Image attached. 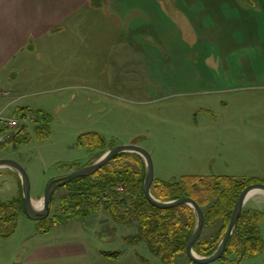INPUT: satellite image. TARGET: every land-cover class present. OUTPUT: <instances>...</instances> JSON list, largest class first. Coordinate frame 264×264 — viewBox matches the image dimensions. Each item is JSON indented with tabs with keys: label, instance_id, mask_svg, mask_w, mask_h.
Wrapping results in <instances>:
<instances>
[{
	"label": "rangeland",
	"instance_id": "1",
	"mask_svg": "<svg viewBox=\"0 0 264 264\" xmlns=\"http://www.w3.org/2000/svg\"><path fill=\"white\" fill-rule=\"evenodd\" d=\"M242 1L249 3L247 7L256 5L257 13L251 17L258 18V0ZM238 12L242 17V11ZM220 34H214L215 42L206 39L199 42L195 47L199 57L193 59L192 64L191 59L189 63L181 60L180 72L168 67L164 73L149 76L142 70L133 73L130 57L110 56L109 50L101 57L88 51L81 58L70 59H50L45 52H37V57L24 66L16 79V85L18 82V87L25 90L11 89L8 95L3 94L0 111L7 117L19 116L17 110L21 106H27V111L43 112L49 116L50 135L38 137L36 122L28 119V140L18 146L8 144L0 150V158L12 159L26 169L32 198L39 204L50 181L93 161L94 154L77 144L78 137L88 131L101 133L108 144L114 146L135 143L146 149L152 157L156 179L179 180L185 175L263 178L264 123L258 122V110L264 114V106L260 104L264 86L258 88V74L253 72L258 69V44L249 41L254 39V32L246 37V41L227 43L221 40ZM221 45H225L226 50L233 46L244 52L240 59L238 52L230 60L223 59L230 63L232 72L225 73L222 67L214 74L202 72L206 49L214 50L216 62L224 65ZM254 46L257 51L253 50ZM186 53H190L189 50ZM146 60L152 65L153 58ZM163 60L170 63L172 59L164 57ZM136 62L142 65L143 61L135 58V67ZM195 69H198L197 73ZM260 91L262 95H258ZM114 164L120 168H140L138 162L131 160L120 159ZM13 181L18 180L12 170L0 167L2 201L15 199ZM64 192L66 188L61 186L55 193L54 209L59 207L57 199ZM259 205L264 212L263 205ZM70 219H77L73 224L86 227L88 231L94 232L98 226V222L95 225L88 223L89 217ZM43 225L48 222L31 219L20 212L14 231L8 236L0 234V264L23 241H36L37 228ZM107 225L112 226L104 223L101 227ZM130 226L132 232L134 225ZM203 229L201 238L204 240L217 230V224ZM9 230L0 222V232ZM118 231L116 236H108L104 231L97 245L112 252L127 249L132 255L150 259L151 264H163L146 243L129 245L120 238L123 229ZM260 233L264 240V213ZM229 258H235V255ZM174 264L191 262L186 255L179 254ZM205 264H264V247L260 254L244 257L238 263L219 259Z\"/></svg>",
	"mask_w": 264,
	"mask_h": 264
},
{
	"label": "crops",
	"instance_id": "2",
	"mask_svg": "<svg viewBox=\"0 0 264 264\" xmlns=\"http://www.w3.org/2000/svg\"><path fill=\"white\" fill-rule=\"evenodd\" d=\"M248 5L242 0H0V97L11 89L25 90L18 87V82L16 85V79L24 66L37 57V52H45L50 59H70L81 58L88 51L101 57L109 50L110 56L130 57L133 73L142 70L148 76L157 75L168 67L178 73L181 60L189 63L191 59L192 64L199 57L196 45L203 39L215 42L216 32L222 33L220 38L225 43L246 41L254 32V39L249 41L258 44V69L253 72L258 74L259 88L264 86V0H258V18L251 17L257 13L256 5ZM238 10L242 11V17ZM221 47L224 65L216 62L214 50L206 49L202 72L214 74L221 67L225 73L232 72L230 63L223 59L230 60L237 52L240 59L244 52L233 46L230 50L225 45ZM148 57L153 58L152 65L145 61ZM164 57L172 60L166 63ZM135 58L143 61L142 65L136 62L135 67ZM195 70L197 73L198 69ZM260 104L264 106V98ZM263 118L264 114L258 110V122L262 125ZM12 172L18 180L13 181L17 198L21 180ZM249 203L252 204L248 206ZM259 204L264 207V191L252 192L244 209L262 211ZM96 213L88 216L91 219L88 223L98 222L94 232L73 224L77 219L57 217L58 223L48 230L37 228L36 241H23L13 253L8 251L9 257L3 264H151L150 259L132 255L127 249L117 250V257L104 255L106 250L97 245L104 231L108 236H116L122 228L120 238L133 245L127 239L136 229L130 232V225L118 223L106 212ZM104 223L112 226L103 228Z\"/></svg>",
	"mask_w": 264,
	"mask_h": 264
},
{
	"label": "trees",
	"instance_id": "3",
	"mask_svg": "<svg viewBox=\"0 0 264 264\" xmlns=\"http://www.w3.org/2000/svg\"><path fill=\"white\" fill-rule=\"evenodd\" d=\"M26 107L17 110L19 116H25ZM36 112L35 133L44 138L50 135L49 116ZM23 132V133H22ZM27 125L23 123L12 137L0 143V150L8 144L18 146L28 140ZM77 144L88 148L93 155V163L114 145L108 144L106 138L97 131L82 133ZM138 162L140 168H120L114 164L119 160ZM89 163V164H91ZM88 164V165H89ZM146 164L142 156L133 152H124L114 157L101 169L87 176H80L64 184L66 192L59 195L58 208H53L54 195L51 201V212L41 220L48 222L46 226H38L46 231L58 223L57 217L82 219L98 211H103L121 224L134 225L136 232L127 240L132 244L144 242L150 252L163 264H174L179 254L187 255V242L196 227V214L192 207L182 204L177 207L159 208L154 206L144 192ZM264 182L255 177L238 178L229 175H185L179 180L154 179L151 192L161 201H170L180 197H191L202 207L205 225L217 224V230L207 239L199 237L194 245L200 256H208L214 252L224 237L229 226L236 201L242 190L251 183ZM124 191H119L120 186ZM20 212L25 214L22 189L19 196L10 201L0 199V222L10 229L0 232L8 236L14 229ZM263 211L244 209L238 225L230 237L226 251L220 258L226 262L238 263L244 257L260 254L264 240L260 233ZM26 215V214H25ZM117 251H104V255L117 257ZM235 255L230 259L229 256ZM189 258V257H188ZM190 260V259H189ZM191 264H197L191 261Z\"/></svg>",
	"mask_w": 264,
	"mask_h": 264
},
{
	"label": "water",
	"instance_id": "4",
	"mask_svg": "<svg viewBox=\"0 0 264 264\" xmlns=\"http://www.w3.org/2000/svg\"><path fill=\"white\" fill-rule=\"evenodd\" d=\"M124 152L137 153L143 157L146 164V175L143 187L146 197L150 203H152L156 207L165 209L177 207L182 204L189 205L193 208L196 214L197 222L196 227L187 242V255L191 261L197 264L213 262L219 260L223 256L226 251L227 243L238 225V221L241 216L247 197L254 191H264V182L251 183L242 190L241 194L239 195L236 201L233 214L224 237L222 238V240L220 241L217 248L212 254L208 256H200L195 252L194 245L201 236L205 225V215L202 207L198 204L195 199L186 196L170 201H161L155 198L151 192V187L155 179L154 164L152 157L146 149L135 143L114 146L113 148L106 151L93 163L76 169L69 175L53 179L52 181H50L46 188L41 205H39V203H36V201L32 198L30 177L26 169H24L18 162L7 158H0V167L5 166L11 168L15 172H17L19 177L21 178V189L26 216L31 219H42L48 217L51 212V201L57 188L63 186L64 184L72 181L77 177L87 176L94 173L95 171L105 166L114 157Z\"/></svg>",
	"mask_w": 264,
	"mask_h": 264
},
{
	"label": "built area",
	"instance_id": "5",
	"mask_svg": "<svg viewBox=\"0 0 264 264\" xmlns=\"http://www.w3.org/2000/svg\"><path fill=\"white\" fill-rule=\"evenodd\" d=\"M3 94L8 95L9 92H5ZM38 115L36 112L27 111L26 115L23 117L21 116H12L7 117L3 111H0V143L6 142L10 139L14 133V131L23 123L26 124L28 119L32 121H36ZM123 185L118 188V190H123Z\"/></svg>",
	"mask_w": 264,
	"mask_h": 264
},
{
	"label": "flooded vegetation",
	"instance_id": "6",
	"mask_svg": "<svg viewBox=\"0 0 264 264\" xmlns=\"http://www.w3.org/2000/svg\"><path fill=\"white\" fill-rule=\"evenodd\" d=\"M123 188H124V186H123ZM119 191H121V190H119ZM122 191H124V189Z\"/></svg>",
	"mask_w": 264,
	"mask_h": 264
},
{
	"label": "bare ground",
	"instance_id": "7",
	"mask_svg": "<svg viewBox=\"0 0 264 264\" xmlns=\"http://www.w3.org/2000/svg\"><path fill=\"white\" fill-rule=\"evenodd\" d=\"M39 205H41V204H39Z\"/></svg>",
	"mask_w": 264,
	"mask_h": 264
}]
</instances>
